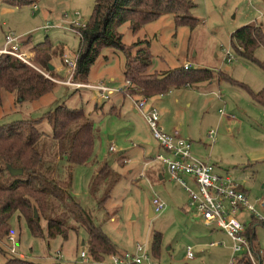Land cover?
Segmentation results:
<instances>
[{
    "label": "rangeland",
    "instance_id": "374dc122",
    "mask_svg": "<svg viewBox=\"0 0 264 264\" xmlns=\"http://www.w3.org/2000/svg\"><path fill=\"white\" fill-rule=\"evenodd\" d=\"M93 1L37 0L33 4L35 9L32 5L11 7L0 2V47L4 34L12 32L18 37L21 50L30 53L31 60L33 47L48 41L52 49L51 65L58 67L54 87L36 100L15 102L12 93L2 92L0 124L42 117L35 124L43 133L37 146L42 155L40 170L58 182L64 193L72 195L108 236L116 253H134L136 244H140L151 254V236L157 232L160 243L157 255L152 257L158 264H230L229 238L199 220L188 205L186 192L169 178L165 165L155 158L164 150L153 139L141 114L133 112L134 105L129 98L117 93L125 85L123 54L103 48L90 66L85 82L71 78L73 82L103 84L115 90L107 99H97V93L89 89H74L58 83L70 74L63 59H73L79 43L78 35L66 27L73 21L84 23ZM192 2L190 16L196 19L192 29L175 25L172 14L167 13L146 23L136 33H131L127 23L121 24L118 27L121 42L128 46L136 40L148 41L151 54L148 73L188 64L190 68L225 73L253 91L264 87L263 70L233 54L229 42L231 32L242 25L256 23L264 28V0ZM45 21L61 27L43 29L41 25ZM226 51L232 56L231 62L224 58ZM254 56L262 60L264 51L259 48ZM214 74L216 79L220 78ZM216 81L172 88L162 95L149 97L144 108L154 107L165 133L176 130L179 137L189 141L193 158L213 164L218 172L245 190L249 204L260 210V203L264 206V105L252 101L245 88L226 80ZM135 98L137 95H131V99ZM57 105L81 108L92 123L93 152L84 164H69L63 157H53L56 148L50 137L51 127L43 117ZM111 106L115 113H109ZM209 131L213 138L208 136ZM110 145L115 151L108 150ZM104 164L106 168L101 172ZM183 178L189 188L196 190L188 178ZM155 198L164 207L148 216V206ZM60 213L64 220L69 218L67 210ZM239 219L247 218L243 213ZM66 224L69 229L65 238L48 237L45 219L39 220L41 234L33 235L25 221L12 214L8 235L15 240L14 252H9L7 235L0 241V264L7 257L40 264H111L112 255L105 256L101 262L80 260V251H86L81 244L86 240L85 231L72 219ZM253 231L255 246L264 249V226L256 224ZM187 246L193 254L191 259L185 257Z\"/></svg>",
    "mask_w": 264,
    "mask_h": 264
},
{
    "label": "trees",
    "instance_id": "16d2710c",
    "mask_svg": "<svg viewBox=\"0 0 264 264\" xmlns=\"http://www.w3.org/2000/svg\"><path fill=\"white\" fill-rule=\"evenodd\" d=\"M37 0H0L1 3L20 7L33 5ZM194 7L192 0H94L91 13L78 28L79 43L75 52V66L72 79L85 82L90 66L103 48H112L123 54L122 76L125 85L119 89L122 98L137 95L141 98L162 95L172 88L192 86L200 82L226 80L245 88L252 101L264 105V87L255 91L230 78L220 71L208 68L174 67L164 72H146L151 63L148 41L136 40L131 45L121 42L118 27L127 23L131 33H136L143 25L163 14H172L177 26L194 27L196 19L190 16ZM261 24L249 23L236 28L229 36L232 53L240 59L254 63L264 72V58L258 60L255 50L264 51V33ZM31 63L28 66L18 59L0 54V103L2 92L12 93L15 102L36 100L50 92L57 75L49 69L52 49L48 41L33 47ZM61 55V53H60ZM217 76L220 78L216 79ZM225 74V75H224ZM111 106L109 113H115ZM112 111V112H111ZM51 127L50 137L55 144L54 159L63 157L69 164L81 165L88 161L93 152V126L81 108L55 106L43 117ZM14 120L0 124V241L9 234V219L12 214L25 221L31 234L40 235L39 220H46L48 237H66L69 229L66 222L72 219L79 223L86 234L82 242L89 258L100 262L107 255L116 253V248L99 226H96L85 211L76 203L72 195L65 192L58 182L45 176L40 170L41 152L37 146L43 133L36 129L39 120ZM57 155V156H56ZM59 155V156H58ZM7 167L21 169L20 175H10ZM106 165L101 166V172ZM67 210L69 218L64 220L60 210ZM35 211L36 216H34ZM57 214V217H56ZM264 222L249 219L243 235L253 253L255 246L254 226ZM15 242V240H14ZM160 234L151 236L150 251L156 256ZM11 253V252H10ZM235 264H250L244 253L236 257ZM233 262V263H234ZM4 264H40L18 257H7ZM50 264H80L53 262ZM132 264V263H127Z\"/></svg>",
    "mask_w": 264,
    "mask_h": 264
},
{
    "label": "built area",
    "instance_id": "2783aa9c",
    "mask_svg": "<svg viewBox=\"0 0 264 264\" xmlns=\"http://www.w3.org/2000/svg\"><path fill=\"white\" fill-rule=\"evenodd\" d=\"M32 8L36 7L32 5ZM63 17H66L63 15ZM84 26V23L73 21L69 23L68 30L76 33L79 37L78 28ZM61 27L58 23H50L45 21L41 28ZM22 46L18 37L12 32H7L3 36V45L0 48V54H8L22 63L32 66L30 60V53L21 50ZM224 58L227 62L232 61V56L229 52H225ZM75 59H63V62L68 66L69 76L65 81H57L68 87L85 88L97 93V99H107L115 90L103 85H89L86 83H79L71 81L72 72L75 66ZM184 69L189 67L188 64L182 66ZM55 79H53L54 82ZM119 92V90H117ZM134 110L138 111L148 126L153 139L164 150V153L157 154L155 158L160 160L166 167L169 178L177 182L187 194L188 205L193 209L199 220L205 226H213L221 230L231 242V257L230 264H232L236 257L233 255L237 253H244L250 264H264V249H258L255 254L248 246L246 237L243 235L246 221L255 219L264 222V214L262 213L263 204L260 203L258 210L247 200L245 190L239 187L230 180L228 176H224L217 171L213 164L201 162L192 157L190 153V143L179 137L177 132L171 134L165 133L158 123V112L154 107L144 108L147 101L146 98L133 100ZM208 136L213 138L212 131L208 132ZM109 151H115L113 146L108 147ZM185 176L192 184L195 185L196 190H192L187 186ZM151 214L158 213L164 207L161 200L155 198L150 203ZM245 214L246 220H240L239 214ZM10 242L9 252H14V239L7 236ZM211 243L210 245H213ZM111 264H158L155 262L148 250L140 244H136L134 253L121 252L111 254ZM185 257L187 259L193 258L190 247L187 246L185 250ZM80 260L89 259L86 251H80ZM92 261V260H91ZM102 261V260H101ZM100 261V262H101ZM94 262V261H93Z\"/></svg>",
    "mask_w": 264,
    "mask_h": 264
},
{
    "label": "water",
    "instance_id": "95a60500",
    "mask_svg": "<svg viewBox=\"0 0 264 264\" xmlns=\"http://www.w3.org/2000/svg\"><path fill=\"white\" fill-rule=\"evenodd\" d=\"M48 68L52 69L53 66L49 65ZM7 170H8V173L10 175H20L21 174V169H14V168L7 167ZM33 214H34V216H36L35 211H33ZM151 215H152L151 214V208H150V206H148V216H151ZM81 244H82V242H81Z\"/></svg>",
    "mask_w": 264,
    "mask_h": 264
},
{
    "label": "crops",
    "instance_id": "0c3cea01",
    "mask_svg": "<svg viewBox=\"0 0 264 264\" xmlns=\"http://www.w3.org/2000/svg\"><path fill=\"white\" fill-rule=\"evenodd\" d=\"M263 33H264V28H263ZM2 45H3V44H2ZM1 47H2V46H1ZM1 47H0V48H1ZM52 65H53V64H52ZM53 67H54V71H58V70H56V68H58L57 66H54V65H53ZM133 112H135L134 109H133ZM160 126H161V125H160ZM174 131H176V130H173L172 132H174ZM176 132H177V131H176ZM158 154H159V153H158ZM158 178L161 179V175H158ZM189 181H190V180H189ZM190 183H191V181H190ZM214 228H215V227H214Z\"/></svg>",
    "mask_w": 264,
    "mask_h": 264
}]
</instances>
